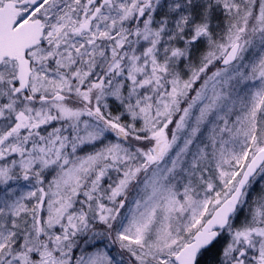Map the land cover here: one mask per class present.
Listing matches in <instances>:
<instances>
[{"label":"snow or ice","instance_id":"1","mask_svg":"<svg viewBox=\"0 0 264 264\" xmlns=\"http://www.w3.org/2000/svg\"><path fill=\"white\" fill-rule=\"evenodd\" d=\"M0 264H264V0H0Z\"/></svg>","mask_w":264,"mask_h":264}]
</instances>
